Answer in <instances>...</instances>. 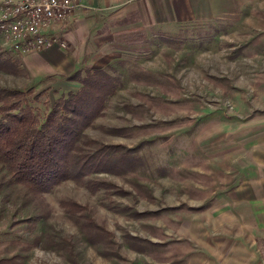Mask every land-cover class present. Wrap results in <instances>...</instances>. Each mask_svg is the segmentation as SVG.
<instances>
[{
	"label": "rangeland",
	"instance_id": "1",
	"mask_svg": "<svg viewBox=\"0 0 264 264\" xmlns=\"http://www.w3.org/2000/svg\"><path fill=\"white\" fill-rule=\"evenodd\" d=\"M59 36L66 47L13 55L21 71H0L1 87L39 95L42 115L81 87L42 61L68 48ZM136 40L111 67L79 69L119 78L81 141L115 166L40 197L6 186L0 264H264L246 219L264 195L263 12ZM8 46L0 35V53Z\"/></svg>",
	"mask_w": 264,
	"mask_h": 264
},
{
	"label": "trees",
	"instance_id": "2",
	"mask_svg": "<svg viewBox=\"0 0 264 264\" xmlns=\"http://www.w3.org/2000/svg\"><path fill=\"white\" fill-rule=\"evenodd\" d=\"M13 55L0 53V71H21ZM66 80L78 81L80 89L62 93L44 115L34 107L39 95L0 86V166L7 174L0 181V193L6 186L21 187L40 197L68 180L82 181L101 172L96 167L102 164L115 166L117 157L104 162L103 149L82 154L81 141L84 130L117 90L119 78L104 69H87L75 71Z\"/></svg>",
	"mask_w": 264,
	"mask_h": 264
},
{
	"label": "crops",
	"instance_id": "3",
	"mask_svg": "<svg viewBox=\"0 0 264 264\" xmlns=\"http://www.w3.org/2000/svg\"><path fill=\"white\" fill-rule=\"evenodd\" d=\"M244 10L264 14V0H80V8L54 30L68 48L53 47L40 54L60 75L104 68L118 60L120 47L129 48L139 36L168 32L182 23L235 19ZM8 52L13 55L9 48ZM249 199L246 219L252 233L247 235L254 244L250 247H264V195Z\"/></svg>",
	"mask_w": 264,
	"mask_h": 264
},
{
	"label": "built area",
	"instance_id": "4",
	"mask_svg": "<svg viewBox=\"0 0 264 264\" xmlns=\"http://www.w3.org/2000/svg\"><path fill=\"white\" fill-rule=\"evenodd\" d=\"M78 8L80 0H2L0 35L15 55L52 46L64 48L66 43L54 28Z\"/></svg>",
	"mask_w": 264,
	"mask_h": 264
}]
</instances>
